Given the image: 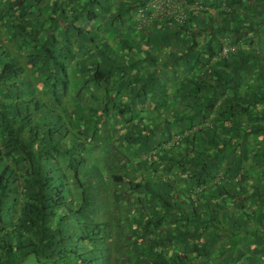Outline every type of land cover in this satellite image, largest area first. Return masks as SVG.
Wrapping results in <instances>:
<instances>
[{
	"label": "trees",
	"instance_id": "1",
	"mask_svg": "<svg viewBox=\"0 0 264 264\" xmlns=\"http://www.w3.org/2000/svg\"><path fill=\"white\" fill-rule=\"evenodd\" d=\"M147 1L0 0V264H264V0Z\"/></svg>",
	"mask_w": 264,
	"mask_h": 264
},
{
	"label": "built area",
	"instance_id": "2",
	"mask_svg": "<svg viewBox=\"0 0 264 264\" xmlns=\"http://www.w3.org/2000/svg\"><path fill=\"white\" fill-rule=\"evenodd\" d=\"M146 4L151 6L150 11L152 12L154 18L160 16L168 19H173L178 22H182L185 19L188 6L186 0H148ZM189 9L193 10L194 7L191 6V8ZM229 51H234V48H225L223 50V54H227Z\"/></svg>",
	"mask_w": 264,
	"mask_h": 264
},
{
	"label": "rangeland",
	"instance_id": "3",
	"mask_svg": "<svg viewBox=\"0 0 264 264\" xmlns=\"http://www.w3.org/2000/svg\"><path fill=\"white\" fill-rule=\"evenodd\" d=\"M100 193H101V191H100ZM101 197H103V195H101ZM22 264H53V263L52 262L38 263L34 256H29L27 259L24 260V262Z\"/></svg>",
	"mask_w": 264,
	"mask_h": 264
}]
</instances>
